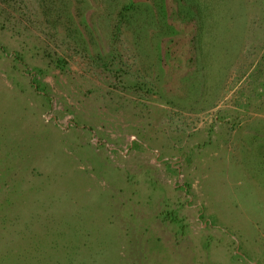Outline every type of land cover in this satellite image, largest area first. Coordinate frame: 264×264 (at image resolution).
I'll return each instance as SVG.
<instances>
[{"label": "rangeland", "instance_id": "obj_1", "mask_svg": "<svg viewBox=\"0 0 264 264\" xmlns=\"http://www.w3.org/2000/svg\"><path fill=\"white\" fill-rule=\"evenodd\" d=\"M0 264H264V0H0Z\"/></svg>", "mask_w": 264, "mask_h": 264}]
</instances>
